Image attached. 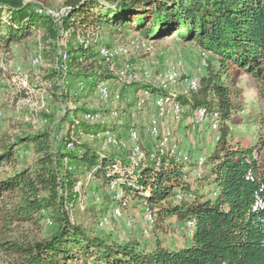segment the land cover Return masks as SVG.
Masks as SVG:
<instances>
[{
  "label": "trees",
  "instance_id": "16d2710c",
  "mask_svg": "<svg viewBox=\"0 0 264 264\" xmlns=\"http://www.w3.org/2000/svg\"><path fill=\"white\" fill-rule=\"evenodd\" d=\"M60 22L23 0H0V53L6 57L12 45L25 46L39 35L37 44L55 65L61 31L77 25H94L121 36L136 33L153 42L174 35L212 55L199 90L174 99L190 112L204 108L208 115L217 114L218 139L203 156L200 167L206 173L194 176L192 184L190 174L197 161L170 149L153 158L147 152L145 159L133 163L79 139L74 149L66 148L78 131L95 136L114 132L122 124L71 123L57 148L51 130L12 124L0 135V207L17 222L53 223L44 239L0 244L16 256L12 264H264V120L258 142H248L232 130V115L239 109L232 86L234 70L251 76L264 100V0H71ZM96 47L92 40L67 48L70 77L74 83L87 84L89 92L101 80L114 77L93 60ZM58 77L54 67L45 74L47 90L60 91ZM129 88L135 93L169 94L144 81ZM65 96L70 98L68 92ZM19 153L32 158L24 163ZM72 165L82 169L79 174ZM88 176L104 199L105 189L109 191L108 204L124 211L130 197L154 210L152 234L168 233L172 220L182 226L192 220L190 244L168 247L156 237L148 249L134 238L115 242L72 223L69 210L76 203V186L80 183L84 190ZM205 186L212 190L204 193ZM117 191L120 199L112 200ZM102 209L91 208L95 214Z\"/></svg>",
  "mask_w": 264,
  "mask_h": 264
},
{
  "label": "rangeland",
  "instance_id": "374dc122",
  "mask_svg": "<svg viewBox=\"0 0 264 264\" xmlns=\"http://www.w3.org/2000/svg\"><path fill=\"white\" fill-rule=\"evenodd\" d=\"M23 1L33 5L36 10L63 16L65 6L71 0ZM98 31L95 39L98 47L122 46L127 50L125 55H119L111 60L112 74L114 75L112 79L116 83L115 85L109 83V86L113 92L120 94V98L116 101L111 97L107 103L99 104L94 91H87V87L83 91L80 90L76 86V82L74 83L71 79L67 63H64L62 51L68 52L67 48L80 44L76 36L63 34V38L58 40V51L55 58L58 61L53 65L48 59H45L43 48L37 44L39 39V35H37V37L28 40L25 46L12 45L11 52L5 57L3 76L0 74V86L3 88L2 93H0V135L6 132L12 124L28 126L21 119L28 114V106L24 105L20 111L15 108L19 99H26V95L23 92L18 94L17 90L20 89L22 82L27 80L28 85L35 89V97L29 101L35 103L34 109L39 108L37 111L39 119L48 120L45 128L51 130L52 136L56 133H62L63 136H66L70 124L75 121H83L89 124H122L124 127L117 128L112 132L119 149L105 145L101 137L92 138L86 134L85 136H75L74 134V138L93 145L101 152H108L115 156H126L132 162L130 157L134 144L129 140V130L134 129L139 134L137 147L144 155L148 152L151 157H154L159 155L160 150L170 149L172 152H177L182 158L188 157L192 162H196L201 155L207 156L213 149L215 142L207 121L203 124H194L192 121L193 111L190 112L186 108H184V113L180 119H171L169 116L166 119L157 117L149 101L139 107L137 106L139 100L137 94L139 93H135L129 87H131L130 76L133 73H139L142 68L152 70L153 74L157 76L166 68L175 67L185 78L193 75L202 61L212 60V55L194 44L183 43L174 35L153 42L144 40L136 33L121 36L112 34L110 31H101L100 29ZM38 52L43 56V63L34 68L29 64V57ZM142 60L146 63L139 65ZM52 66L57 70V73L59 72L57 84L60 91L47 90V93H43L42 80L45 74L53 68ZM104 66L110 70L106 64ZM88 82L92 83L93 78L89 79ZM232 86L237 92L235 101L239 106L238 112L232 115V130L238 136L244 135L248 142H258L259 137H263L259 133V125L264 120V100L258 95L257 83L251 76L234 70ZM64 91L69 93L70 98L65 96L66 92L64 93ZM166 91L173 96L182 95L183 85L178 82L168 86ZM55 96L58 98L55 99ZM77 108L80 110L76 114ZM81 110L87 112L84 113ZM90 113H98L101 117L90 121L86 118ZM149 127H154L157 130L156 136L148 131ZM53 144L57 148L61 145V140L54 139ZM31 158L28 153H19V159L24 163ZM262 158L264 159V150L262 151ZM65 163H67L66 160ZM72 170L79 174L78 172L82 169L72 165ZM205 173L206 169L197 164L190 174L191 183L194 182L192 181L194 174L203 175ZM88 178L89 176L87 180ZM87 180L84 190H81V185L76 186L73 196L76 203L69 210L72 223L82 226L91 234L105 236L115 242L123 243L134 238L141 247L148 249L153 248L156 237L168 247L178 248L190 244L191 233L184 226L177 225L175 220L171 221L170 226L172 227L168 233L154 232L152 234L151 232L155 228L154 224L149 226L141 218V202L130 197L124 211L122 210L123 217L121 219L112 220L105 229H96V220L115 205L107 203V198H109L107 189H105L107 197L105 196L106 199H104L100 194L101 192L95 189L96 181L89 179L88 185ZM210 190H212L211 186H205L202 191L206 193ZM91 208L94 210L103 209L101 213L95 214ZM52 229L53 223L48 219L17 222L4 214L2 207H0V244L6 242L22 244L32 240H41L46 238ZM16 260V256L0 245V264H12Z\"/></svg>",
  "mask_w": 264,
  "mask_h": 264
},
{
  "label": "built area",
  "instance_id": "2783aa9c",
  "mask_svg": "<svg viewBox=\"0 0 264 264\" xmlns=\"http://www.w3.org/2000/svg\"><path fill=\"white\" fill-rule=\"evenodd\" d=\"M38 13L41 14H47L51 16L54 20V22L58 25H60V20L63 16H57V15H52L49 12H44L42 10H37ZM99 29L94 26H84L81 27L77 25L74 27L72 30H66L62 31L61 38H63V34L65 35H71V32L76 33V37L79 39L78 41L81 44L87 45L90 41H94L97 38V34ZM65 32V33H64ZM145 43V42H144ZM143 43V44H144ZM127 53V50L122 47V46H114V47H107V46H97L96 49V55L94 56L93 60L96 61L97 64L99 65H107L109 67V72L112 73L113 70V65L111 64V60L114 57H117L119 55H125ZM62 56L64 58V63H66V58H67V52L62 51ZM4 62H5V56L0 53V74L3 76V70H4ZM43 63V56L41 53H36L35 55H31L29 57V64L32 67H39ZM66 65V64H65ZM207 67V62L202 61L200 63V66L196 70V72L193 75L187 76L185 78L182 77V74L179 72V70L175 67H170L166 68L163 70L161 73H159L157 76L153 74V71L147 68H142L139 73H133L130 76V83L137 82V81H144L147 84H154L159 88H162L164 90H167L168 86L176 84L178 82H181L183 85V93L184 95H189L192 92H196L200 88V78L202 76V73L204 69ZM43 86V93H47V88L46 84H42ZM76 86L80 88V90L86 89V85L83 83H76ZM35 89L30 87L28 85L27 80H24L21 84L20 89L17 90V93L23 92L26 95V99L21 100L19 99L16 102L15 108L17 111H20L23 109L24 105L28 106V114L24 116L22 121L28 125L32 130L35 131H43L46 128V125L48 124V120L45 118L39 119L37 115L38 109H34L35 103H30L29 100L31 98L35 97ZM3 88L0 86V93H2ZM139 94V100L137 102V106L143 105L146 101L151 100L153 107L155 108V115L157 117H163L167 118L168 116L171 119H180L182 114L184 113V107L180 105V103L174 99V96L172 94H167V95H152L146 90H140L138 91ZM94 95L97 99V102L99 104H105L107 103L110 98L112 97L113 100H118L120 98V94L118 92H113L110 89L109 83L106 80H101L98 85L96 86L94 90ZM45 115V114H44ZM101 115L96 113H90L86 117L90 121H94L97 118H100ZM192 121L194 124H203V122L207 121L210 126V131L213 133V137L215 140L218 139V133H219V121L220 118L217 114H212L208 115L206 114V111L204 108H198L193 111L192 114ZM78 122V121H75ZM148 131L156 136L157 135V130L154 127H149ZM73 134V132H71ZM77 136H85L82 132L78 131ZM92 138H103V143L105 145H110L115 147L116 149H119V146L117 145L116 141L113 138L112 132H105L101 134H96L95 136L92 135H87ZM64 138L62 133H56L53 134V139L55 140H61ZM129 140L134 144V147L132 148V153L130 159L132 160L133 163H136L140 160L145 159V155L141 152V150L137 147V143L139 141V134L136 130L130 129L129 130ZM77 142V139L74 138V135L71 136V141L67 144L66 148L67 149H74V146ZM169 150V149H167ZM164 151L166 150H160L159 155H161ZM21 157V156H20ZM153 158V157H151ZM203 155L197 158V164L198 166H201L203 163ZM199 175V174H198ZM197 174L194 176H198ZM90 177L87 180V183L89 181ZM80 185V183L78 184ZM113 188V186L111 187ZM215 195V194H213ZM120 199V192L117 191L113 193L112 195V200H119ZM182 199L181 195L176 196V200L179 201ZM141 218L145 222V224H148L149 226H153L154 223V218H155V212L152 210L149 206L146 204L141 206ZM123 217L122 209L118 206H113L110 211L102 214L95 222V228L96 229H105L107 226L110 225L112 220L118 221ZM129 222L127 223V225ZM184 228L187 229L190 233L192 232L194 228V222L192 220H188L184 223Z\"/></svg>",
  "mask_w": 264,
  "mask_h": 264
},
{
  "label": "crops",
  "instance_id": "0c3cea01",
  "mask_svg": "<svg viewBox=\"0 0 264 264\" xmlns=\"http://www.w3.org/2000/svg\"><path fill=\"white\" fill-rule=\"evenodd\" d=\"M143 63H146L144 60H142L141 62H139V65H142ZM108 83H113V85H115V80L114 79H109V80H106ZM126 89H128V87H125ZM128 91H130V90H128ZM149 103H150V105H151V107H152V109L154 110V113H155V108L153 107V104H152V102H151V100H149Z\"/></svg>",
  "mask_w": 264,
  "mask_h": 264
}]
</instances>
